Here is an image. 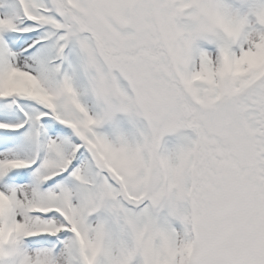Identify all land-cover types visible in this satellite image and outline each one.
<instances>
[{"label": "snow or ice", "instance_id": "6c2138e0", "mask_svg": "<svg viewBox=\"0 0 264 264\" xmlns=\"http://www.w3.org/2000/svg\"><path fill=\"white\" fill-rule=\"evenodd\" d=\"M0 264H264V0H0Z\"/></svg>", "mask_w": 264, "mask_h": 264}, {"label": "rangeland", "instance_id": "374dc122", "mask_svg": "<svg viewBox=\"0 0 264 264\" xmlns=\"http://www.w3.org/2000/svg\"><path fill=\"white\" fill-rule=\"evenodd\" d=\"M165 143L167 146H172L173 144L176 143V138L175 137H166L165 138Z\"/></svg>", "mask_w": 264, "mask_h": 264}]
</instances>
